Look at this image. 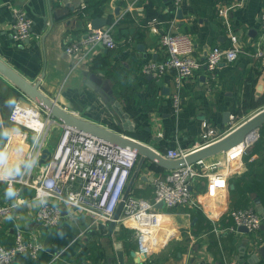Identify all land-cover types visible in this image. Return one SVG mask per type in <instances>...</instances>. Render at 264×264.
Returning a JSON list of instances; mask_svg holds the SVG:
<instances>
[{
    "label": "crops",
    "instance_id": "crops-1",
    "mask_svg": "<svg viewBox=\"0 0 264 264\" xmlns=\"http://www.w3.org/2000/svg\"><path fill=\"white\" fill-rule=\"evenodd\" d=\"M237 2L240 5L225 16L218 14V8ZM129 4L132 9L126 11ZM263 6L264 0H185L178 7L172 0H0V59L27 80L39 81L42 92L87 120L127 134L163 155L168 149L190 151L264 108V58L253 55L258 48L264 52L259 16ZM12 7L23 8L33 20L32 36L27 40L13 36ZM95 17L113 25L116 47L100 48L91 61L73 67L75 57L65 53V44L83 35ZM162 31L189 34L193 55L202 62L182 82L178 112L172 101L174 72L160 77L140 72L144 62L166 57L159 41ZM230 33L238 37L242 52L235 61L222 62L210 77L203 64L205 54L214 45L227 46ZM22 95L0 74V174L25 155L23 128L7 119L16 102L33 103ZM18 121L31 129L37 127L29 120ZM203 121L211 129L206 139L202 138ZM55 130L47 142L49 148L58 140ZM259 131V139L243 155L242 163L233 167L225 188L209 196L206 180L200 178L193 187L196 206L165 211L160 245L148 255L139 252L133 230L120 221L91 225L87 215L72 217L66 212L56 226H41L35 219L38 202L25 187L21 191L25 201L11 218L0 220V244L13 243L18 225L28 236L35 235L43 248L36 257L19 255L10 264H79L86 260L90 264H264V130ZM166 171L146 161L131 191L152 198L151 175ZM12 198V191L0 180V202ZM234 208L254 209L262 216L260 227L242 231L236 226L217 232L235 227L229 214Z\"/></svg>",
    "mask_w": 264,
    "mask_h": 264
},
{
    "label": "built area",
    "instance_id": "built-area-1",
    "mask_svg": "<svg viewBox=\"0 0 264 264\" xmlns=\"http://www.w3.org/2000/svg\"><path fill=\"white\" fill-rule=\"evenodd\" d=\"M184 1L172 0V3L178 7ZM240 3L220 7L218 14L225 16L230 9ZM131 9L132 4L127 5L126 11ZM259 16L264 37V6ZM152 28L157 31V28ZM32 29L33 20L25 10L21 7H12L14 38L19 41L27 40L32 36ZM35 37L38 38V35ZM228 39L227 46L214 45L205 54L203 64L210 77H214L217 67L222 62H233L242 52L238 37L234 33H230ZM159 41L165 49L166 57L161 61L144 62L140 72L154 77H160L168 71L174 72L172 101L175 112H178L181 107L182 82L190 78L202 66V62L193 55L195 50L193 40L185 32L162 31L159 34ZM115 47L113 25L100 28H91L88 25L83 35L66 42L64 51L74 55L75 67L85 61H91L98 49ZM253 55L256 58H264V52L259 48ZM19 118L29 120L38 127L34 126V129H31L19 122ZM7 119L11 124L23 128L22 141L25 143L23 146L26 145V151L23 157L25 162L18 172L12 165L4 174H0V180L5 182L13 195L11 201L0 202V220L11 218L15 208L25 201L21 195L24 187L32 191L31 199L38 202L35 219L45 228H52L60 222L63 217L62 209L72 217L78 214L87 215L91 225L114 220L115 210L138 160L134 150L67 126L53 118L36 102L30 105L16 102ZM202 125L206 128L202 138L206 139L211 134V129L205 121ZM54 127H57L60 133L56 144L49 148L47 142ZM30 134H32L30 142L27 144ZM40 136L42 141L39 139ZM259 137V129L253 130L240 143L221 153L219 158L211 162L206 159L198 160L163 173L152 174L153 197L147 198L130 191L115 221H120L133 230L141 254H150L160 245L159 230L165 211L178 206H196L193 187L200 178L206 180L209 196H215L220 189L226 187L227 178L234 172L233 167L242 163L243 155ZM45 147L51 151L49 160L47 163L39 164ZM20 148L21 146L19 150ZM186 152L185 149L177 148L168 149L164 154L172 159L181 157ZM16 156L12 159L13 163L16 162ZM252 160L253 157H250L249 161ZM161 201L164 202V207H156ZM229 214L235 227L217 229V232L232 231L236 226H244L248 231H255L262 222V216L252 208H234ZM13 234L12 244H0V264H10L19 255L36 257L42 250V242L35 235L28 236L22 227L18 225L14 227ZM60 253L61 251L56 257ZM79 264L90 263L86 260Z\"/></svg>",
    "mask_w": 264,
    "mask_h": 264
},
{
    "label": "water",
    "instance_id": "water-1",
    "mask_svg": "<svg viewBox=\"0 0 264 264\" xmlns=\"http://www.w3.org/2000/svg\"><path fill=\"white\" fill-rule=\"evenodd\" d=\"M105 24L106 20L103 17H95L90 20L91 28H100ZM0 74L8 79L23 93V99L26 98L25 100L36 102L42 108L47 110L56 120L79 131L96 136L104 141L134 150L137 153L138 160L136 162L135 169L129 178L122 199L115 210L114 220L111 221L112 224L115 223V220L119 217L124 199L130 193L138 171L146 161L154 163L166 170L192 164L198 160H204L229 150L233 146L240 143L251 131L259 129L264 124V108H262L221 137L187 151L185 155L181 157L171 159L159 153L142 141H139L127 134L120 133L116 129H111L105 125L87 120L75 112L66 109V107H62L55 99L47 96L40 90L39 81L31 82L27 80L2 59H0ZM225 114V116H228L229 113ZM50 154V149L45 147L42 150L39 164L47 163ZM156 207L163 208L164 202L161 201L157 203ZM66 212L67 211L65 209H62V215H65ZM239 230L248 231V229L244 226H240Z\"/></svg>",
    "mask_w": 264,
    "mask_h": 264
},
{
    "label": "rangeland",
    "instance_id": "rangeland-1",
    "mask_svg": "<svg viewBox=\"0 0 264 264\" xmlns=\"http://www.w3.org/2000/svg\"><path fill=\"white\" fill-rule=\"evenodd\" d=\"M55 128L57 129V127H54V129H55ZM31 135H32V134H30V135L28 136V138H27V142H26L27 144H29V142H30ZM33 135L35 136V134H33ZM54 135H56V137L59 136V131H58V129L55 130ZM18 161H19V160H18ZM24 162H25V160H24L23 158H21L20 162L16 164V166L14 167V169H16V171L18 172V171L21 169V167H22V165L24 164Z\"/></svg>",
    "mask_w": 264,
    "mask_h": 264
},
{
    "label": "trees",
    "instance_id": "trees-1",
    "mask_svg": "<svg viewBox=\"0 0 264 264\" xmlns=\"http://www.w3.org/2000/svg\"><path fill=\"white\" fill-rule=\"evenodd\" d=\"M260 129L262 130V132H263V130H264V124L260 127ZM257 165L259 164L258 162L256 163ZM252 165V164H251ZM155 166V165H154ZM159 170V169H158Z\"/></svg>",
    "mask_w": 264,
    "mask_h": 264
},
{
    "label": "bare ground",
    "instance_id": "bare-ground-1",
    "mask_svg": "<svg viewBox=\"0 0 264 264\" xmlns=\"http://www.w3.org/2000/svg\"><path fill=\"white\" fill-rule=\"evenodd\" d=\"M38 127V126H37ZM41 137V136H40ZM40 137H39V139H40Z\"/></svg>",
    "mask_w": 264,
    "mask_h": 264
}]
</instances>
